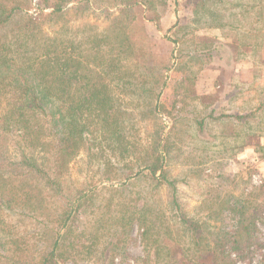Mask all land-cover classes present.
I'll return each instance as SVG.
<instances>
[{
  "label": "rangeland",
  "instance_id": "rangeland-1",
  "mask_svg": "<svg viewBox=\"0 0 264 264\" xmlns=\"http://www.w3.org/2000/svg\"><path fill=\"white\" fill-rule=\"evenodd\" d=\"M100 1L90 11H70L76 46L86 35L109 36L112 18L101 6L118 13L120 0ZM164 2L161 25L144 29L138 20L130 32L133 62L126 67L122 53L116 74L104 79L113 99L108 122L89 118L86 141L69 166L65 185L97 186L95 205L74 213L67 226L25 220L18 227L23 264H41L58 239L65 245L59 264H264V108L255 111L264 101V0ZM41 5L31 0L28 14L39 20ZM23 16L4 39L19 51L9 56L14 65L27 49ZM60 25L48 21L43 30L58 33ZM159 135L174 185H158L143 164ZM126 145L129 152L122 153ZM246 152L252 156L243 158ZM181 214L198 225L196 233L183 227Z\"/></svg>",
  "mask_w": 264,
  "mask_h": 264
},
{
  "label": "trees",
  "instance_id": "trees-1",
  "mask_svg": "<svg viewBox=\"0 0 264 264\" xmlns=\"http://www.w3.org/2000/svg\"><path fill=\"white\" fill-rule=\"evenodd\" d=\"M40 1L41 18L38 20L28 14L31 0H0V93L3 92L0 94V264H23V241H20L22 236L18 227L25 220L36 226L45 223L67 226L71 218H75L74 213H83L86 207L95 205L94 197L99 196L97 186L76 188L65 185L69 166L86 141L89 118L108 122L107 110L113 99L104 79L109 74H116L120 68L116 61L122 62V53L126 55V67L133 62L135 47L130 32L138 20L143 22L144 29L150 24L161 25L168 6L165 0H120L116 5L119 8L114 6L118 13L101 6L106 17L112 18L106 27L109 36L101 40L86 35L76 46L70 38L69 13L75 8L81 12L95 9L96 0H83L76 5L72 0ZM100 2L104 4L105 0ZM46 7L50 8L47 14ZM22 12L28 22L23 27V46L28 50L19 54V64L14 65L9 56L19 51L4 39L9 26ZM48 21L60 23V31L45 32L43 24ZM29 44H34L36 49L29 48ZM101 44H106L105 50ZM102 51L105 53L100 54ZM88 52L92 57L87 55ZM139 62L145 71L153 70L147 61ZM134 66L136 70L141 68ZM109 78L117 80L121 76ZM158 78H155L156 85ZM73 89L81 93L72 94ZM263 108L264 101H260L255 111ZM246 117L235 116L237 120ZM108 133L113 140H119L115 137L117 131ZM156 143L157 151L155 148L144 158L145 170L158 185H174L167 179L168 149L166 144L162 145L161 135ZM128 152L127 145L123 146L122 153ZM55 201L57 204L52 207ZM178 204L174 198L173 208L176 205L177 211L180 210ZM178 217L186 230L197 232L196 223L182 214ZM61 241L56 240L52 249L46 251L41 264H59L58 250L61 245L65 247Z\"/></svg>",
  "mask_w": 264,
  "mask_h": 264
},
{
  "label": "crops",
  "instance_id": "crops-1",
  "mask_svg": "<svg viewBox=\"0 0 264 264\" xmlns=\"http://www.w3.org/2000/svg\"><path fill=\"white\" fill-rule=\"evenodd\" d=\"M246 151H249V150L247 149ZM251 151H252V155L255 154V151H253V150H251ZM250 154H251V152H246V154L244 153L243 158L251 157L252 155H250Z\"/></svg>",
  "mask_w": 264,
  "mask_h": 264
},
{
  "label": "built area",
  "instance_id": "built-area-1",
  "mask_svg": "<svg viewBox=\"0 0 264 264\" xmlns=\"http://www.w3.org/2000/svg\"><path fill=\"white\" fill-rule=\"evenodd\" d=\"M254 178H255V176H254ZM257 180H258L257 178L253 179V183L256 185L262 184L261 180H259V181H257Z\"/></svg>",
  "mask_w": 264,
  "mask_h": 264
}]
</instances>
